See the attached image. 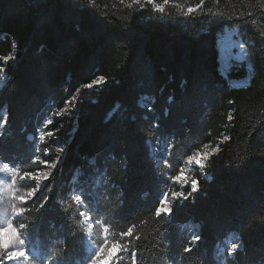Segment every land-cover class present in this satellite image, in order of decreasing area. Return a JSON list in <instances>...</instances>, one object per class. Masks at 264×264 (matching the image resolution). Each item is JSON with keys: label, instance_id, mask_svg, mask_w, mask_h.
<instances>
[{"label": "trees", "instance_id": "1", "mask_svg": "<svg viewBox=\"0 0 264 264\" xmlns=\"http://www.w3.org/2000/svg\"><path fill=\"white\" fill-rule=\"evenodd\" d=\"M225 27L247 42L248 82L235 81L246 70L220 69ZM8 56L0 160L24 183L56 157L37 137L44 116L83 90L52 142L67 147L62 163L18 220L52 264H81L87 234L101 247L103 232L121 247L109 264H264V0H0V64ZM216 142L209 177L188 166ZM11 202L6 189L0 209ZM233 233L241 247L222 252Z\"/></svg>", "mask_w": 264, "mask_h": 264}, {"label": "rangeland", "instance_id": "2", "mask_svg": "<svg viewBox=\"0 0 264 264\" xmlns=\"http://www.w3.org/2000/svg\"><path fill=\"white\" fill-rule=\"evenodd\" d=\"M127 1H132V0H127ZM133 1H139V0H133ZM236 44H240L243 46L244 49H246V53L243 57H241V49L236 47ZM219 48H220V69L223 70L224 72H227V70L231 69H236V70H246L245 71V76L240 78V79H235L237 83L239 82H248L250 72H251V61L249 58V53H248V45L246 40L242 37L241 31L239 28L236 27H225L223 32L220 34L219 37ZM14 57V55L12 56ZM10 56L5 57L1 60L0 68L3 69L2 72H0V90L5 86L8 78H9V71L7 69L8 63H9ZM102 80L100 78H97L95 81L90 83L89 85L85 86L87 88H91L96 84L101 83ZM84 88V87H83ZM82 87L81 89L79 88L77 92L74 93L70 98H68L63 106L60 109L53 108L51 112H48L44 116V120L41 122V125L37 128V137L39 140L42 142H50V145L48 148L46 147V155L51 154L53 148L56 153L55 154V159L51 163H46V167L42 170H40L34 177H37L39 179V187L27 189L26 186L32 182V181H37L36 179L30 180L26 183L23 182L20 178L23 177L21 176V173L19 169L15 166L10 165L7 162L1 161L0 160V169L3 168V165L7 164L10 169H18L17 172H8L4 170H0V194L4 192V190L8 189L10 190V195L12 197V202L7 205V208L9 209L8 214L10 213L7 218L11 219L16 226H19V221L22 216H17L12 209V205H15L16 208H25V203L33 196L29 195V193L32 192L33 189H35V193L41 188L44 180L50 175V173L55 170L63 160V157L66 153L67 147L63 144L59 143H52L54 139L59 137V134L62 132V130L65 128L67 124V119L73 114L72 110L75 105V101L79 98L81 92H82ZM143 104H145L147 101L144 99L141 101ZM51 121V122H49ZM6 129V122H4L0 126V135L4 133ZM156 145V144H154ZM166 146H151V150L154 154H160L163 151H165ZM216 151H213V150ZM220 149V144L219 142H216L215 144H207L203 147L202 150L195 152L193 155L188 157L186 159V163H188V166H198L196 169L199 170V172L202 173L203 176L209 177L208 174L204 172V169L201 170L203 163H205L206 159L209 158L212 154L215 152L219 151ZM209 154L207 158H205V154ZM158 156V155H156ZM160 156V155H159ZM158 156V158H159ZM200 159L201 164L197 165L196 160ZM201 166V167H200ZM195 169V170H196ZM78 172L75 173L77 175ZM186 178V175L184 172L181 174V179ZM197 182V187H198V181ZM9 185H11V188H9ZM191 186L190 184V191H191ZM83 189L79 190L76 193V197L80 196L82 200V195H80V192H82ZM182 192L185 193V191L182 189ZM178 191V192H181ZM20 196H25L27 199L25 201H21L19 199ZM165 200L163 204H165L167 207L171 208L174 204V202L178 199V197H174L173 194L168 193L166 196L162 198V200ZM80 200V201H81ZM171 204V205H170ZM172 210V209H171ZM84 219L86 220L87 223L90 224V219L89 216L85 213L84 214ZM19 220V221H18ZM191 229L193 237H198V228L197 226H192ZM91 234V233H90ZM89 233L87 234V240H86V245H87V257H86V262L83 264H109L113 261V259L120 253L121 247L117 241L111 238V236L107 232H103V237H104V243L101 247L97 245V242L93 239V236H91ZM9 237V234H4V238L7 239ZM192 237V238H193ZM21 238L25 240L24 248L27 252V259H21L19 261V264H52L51 261L44 255L40 254L36 249L35 246L27 240L25 231L21 230ZM198 240V239H195ZM221 247H219V245ZM216 247L221 249L222 252H228V253H233L231 251V245L232 244H237L238 248L241 247L242 243L241 240L239 239V236L235 233L230 234L226 238L222 239L221 241H218ZM113 246H116L118 249L117 251L113 252ZM224 246V248H223ZM237 248V249H238ZM28 249H31V251H28ZM98 253V255H97ZM4 255H7V251H5ZM44 257V259H36V257ZM10 264H15V262L11 261L9 262Z\"/></svg>", "mask_w": 264, "mask_h": 264}, {"label": "snow or ice", "instance_id": "3", "mask_svg": "<svg viewBox=\"0 0 264 264\" xmlns=\"http://www.w3.org/2000/svg\"><path fill=\"white\" fill-rule=\"evenodd\" d=\"M159 7V6H158ZM195 9L193 8H189L188 12L192 13L194 12ZM236 47L241 49V57H243L246 53V49L243 48L242 45L240 44H236ZM3 69L0 68V72H2ZM101 80H103V77L100 78ZM51 122V121H49ZM227 139V137L225 138ZM213 151H216L215 149ZM209 154H205V158H207ZM197 165L201 164V160L197 159L196 161ZM0 170H4V171H8V172H17L18 173V169H10L8 167L7 164L3 165V168ZM24 176L28 177V179H36L37 180V188L39 187V179L37 177L32 176L30 173H25ZM21 180L24 179V177L20 178ZM177 179H179V177H177ZM9 188H11V185H9ZM198 191V187H197V182L193 181L192 182V186H191V191H189L187 193V195H185L184 192H177L174 193V197H178V198H183V199H188V197L192 196V194L194 192ZM35 194V189L32 190L31 193H29V195H34ZM19 199L21 201H25L27 199V197L25 196H20ZM75 199L77 201L81 200L80 196L75 197ZM12 209L14 210L15 214L17 216H22L24 214V212L26 211L24 208H16L15 205H12ZM8 212L9 209L7 207L0 209V217L4 218V224L0 225V264H6L7 260H12L13 262H15V264H19V261L21 259H27V252L25 250V248L23 247L25 244V240L23 238H21V230H26L25 228V224L24 223H19V226L17 227L16 224H14L12 222L11 219L7 218L8 216ZM160 212H164V213H170L171 209L169 207H167L165 204L162 203L161 208L159 209V211L157 212V215L160 214ZM81 215H83V213H81ZM131 229L128 230V235L131 234ZM9 234V237L7 239L4 238V234ZM198 239V237H194L193 238ZM238 248L237 244H232L231 245V251L235 252ZM118 249L116 248V246H113V252L117 251ZM190 249H185V251H189ZM5 251H7V255H4ZM28 251H31V249H28ZM98 255V253H97ZM133 255H135V253H133ZM36 259H44V257H36ZM53 264H57L56 261H53Z\"/></svg>", "mask_w": 264, "mask_h": 264}, {"label": "bare ground", "instance_id": "4", "mask_svg": "<svg viewBox=\"0 0 264 264\" xmlns=\"http://www.w3.org/2000/svg\"><path fill=\"white\" fill-rule=\"evenodd\" d=\"M171 205V204H170ZM7 262V261H6Z\"/></svg>", "mask_w": 264, "mask_h": 264}]
</instances>
